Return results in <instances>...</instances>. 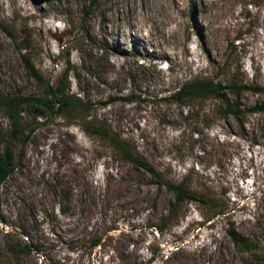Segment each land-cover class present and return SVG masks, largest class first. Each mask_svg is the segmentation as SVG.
Instances as JSON below:
<instances>
[{
    "label": "rangeland",
    "instance_id": "rangeland-1",
    "mask_svg": "<svg viewBox=\"0 0 264 264\" xmlns=\"http://www.w3.org/2000/svg\"><path fill=\"white\" fill-rule=\"evenodd\" d=\"M91 1L0 0V94L43 96L68 69L66 92L91 105L22 106L20 137L0 107L15 164L0 185V264H264V114L240 125L212 97L171 96L195 78L264 85V0ZM263 98L240 93L245 108ZM104 127L208 204L186 202L157 231L171 193L92 130Z\"/></svg>",
    "mask_w": 264,
    "mask_h": 264
},
{
    "label": "trees",
    "instance_id": "trees-1",
    "mask_svg": "<svg viewBox=\"0 0 264 264\" xmlns=\"http://www.w3.org/2000/svg\"><path fill=\"white\" fill-rule=\"evenodd\" d=\"M96 0H92L91 4H94ZM22 59L26 69L36 78L40 79L39 72L36 70L34 64L30 61V58L25 54H22ZM68 69L64 71L63 80L57 86L51 84L44 88V95H7L0 94V107H2L7 116L11 119L12 133L14 137H20L24 135V129L22 122L24 116L21 114V107H29V110H37L43 108L51 114L67 113L72 110H79L87 113L90 109L89 101L82 99L80 96H74L66 92V78ZM252 90L261 92L264 94V85H249L246 83H240L231 81L226 84L215 81L211 78H195L185 82L179 86L177 90L171 95L177 100H184L188 97L207 98L212 97L216 100L218 111L223 115H231L240 125L247 112H256L264 114V98L255 103L251 107H242L240 101V93L244 90ZM228 93H231L234 98H230ZM35 117V115H34ZM36 118V117H35ZM93 118V117H91ZM96 119V117H95ZM91 121H87V123ZM101 125V124H100ZM102 126V125H101ZM98 136L106 138L113 149H115L124 160L132 163L137 168L143 169L149 173L160 186H164L165 189L171 193L172 200L169 208L165 214L162 215L161 224L158 225L156 230H162L163 226L170 222L172 219L178 217V214L185 205L186 202L197 201L202 204H208L209 195L204 189L194 188L188 184L186 180L172 181L166 179L157 169L146 161L136 156L127 144L124 138H121L119 134H114L106 127L92 129ZM25 137V136H24ZM15 170V164L13 161L12 152L9 147L0 149V185L13 173ZM224 209L219 208L217 213H223ZM5 216L1 209L0 200V222H6ZM229 234L237 245L244 249H249L257 254V244L249 238L239 234L234 226L229 229ZM100 238H94L91 243L93 245L98 244ZM27 246L24 244V247ZM30 247L29 245L27 246ZM258 256V255H256ZM168 257V256H167ZM259 257V256H258ZM261 258V257H260Z\"/></svg>",
    "mask_w": 264,
    "mask_h": 264
}]
</instances>
